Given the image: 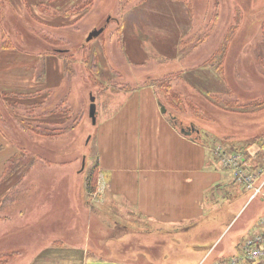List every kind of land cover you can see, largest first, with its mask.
Returning a JSON list of instances; mask_svg holds the SVG:
<instances>
[{
	"label": "rangeland",
	"instance_id": "obj_1",
	"mask_svg": "<svg viewBox=\"0 0 264 264\" xmlns=\"http://www.w3.org/2000/svg\"><path fill=\"white\" fill-rule=\"evenodd\" d=\"M46 1L7 0L3 8L0 42L4 36L15 47L0 48V70L15 66L14 58L22 53L38 59L36 75L46 74L37 89L0 85L5 119L0 128L18 154L35 160L23 178L6 184L0 264H213L240 255L241 245L264 217V199L252 200L253 191L230 184L227 174L228 187L215 186L203 216L182 227L146 222L121 204L103 207L105 216L96 209L97 189L89 195L86 187L102 126L124 110L149 108V96L139 103L141 93L156 89L159 95L152 82L170 74L179 75L173 87L210 117H194L186 107L191 101L185 99L183 113L166 112L170 118L175 114L182 129L201 131L212 149L229 142L247 152V146L256 145L255 154L264 147V109L249 112L239 106L264 100V0H93L87 11L89 0H54V12L76 5L78 13L68 18L44 16L37 6ZM215 11L219 19L212 27ZM38 30L65 43L43 40ZM227 37L225 75L220 77L209 60ZM69 51L75 58L71 77L59 54ZM95 52L96 75L86 63ZM59 104L68 109L58 116V126L66 130L60 136L37 135L18 121L34 122L38 116L36 121L43 122ZM9 253L16 255L1 257Z\"/></svg>",
	"mask_w": 264,
	"mask_h": 264
},
{
	"label": "crops",
	"instance_id": "obj_2",
	"mask_svg": "<svg viewBox=\"0 0 264 264\" xmlns=\"http://www.w3.org/2000/svg\"><path fill=\"white\" fill-rule=\"evenodd\" d=\"M126 30L125 27V34ZM14 59L15 66L0 70V85L11 90L40 88L44 82L36 75L38 59L22 53ZM141 94L139 103L149 96V108L139 106L132 113L119 112L101 128L96 209L107 216L103 207L110 209L112 204H121L143 216L146 222L180 227L187 220L203 216L211 204L213 188L228 187L227 173L217 164L212 145L203 142L201 131L187 135L162 111L156 89ZM256 148L249 146L253 153ZM17 149L0 128V206L6 203L4 192L10 181L4 180L6 167L19 152Z\"/></svg>",
	"mask_w": 264,
	"mask_h": 264
},
{
	"label": "trees",
	"instance_id": "obj_3",
	"mask_svg": "<svg viewBox=\"0 0 264 264\" xmlns=\"http://www.w3.org/2000/svg\"><path fill=\"white\" fill-rule=\"evenodd\" d=\"M54 0H48L46 2H41L38 4L37 9L39 12H41L42 14H44V16L46 17H51L53 14H55L56 16L60 17V18H68L70 13L74 12L75 14L78 13L77 12V8L76 5L74 7L66 9V10H58V11H53V8L51 6V3ZM7 0H0V28L3 25V20H4V13L5 11L3 10L4 6L6 5ZM93 0H89L86 1L84 4V7H86V11L89 10L92 6ZM218 4V3H217ZM219 6H216L215 8L218 9ZM216 13V14H215ZM214 16H213V24L212 27L218 22L219 19V13L215 11ZM211 28V26H210ZM41 39L43 40H48L49 36L47 37V33H43V30H38L36 33ZM47 37V38H46ZM226 45L224 47H221L218 52L209 60V65L215 69V71L218 73V75H220V77H224L225 75V57H226V51L228 48V45L230 44V38L227 37L226 38ZM53 44H64L65 41L63 39H59V40H55V39H49L48 41H50ZM15 44H13L12 42H10L9 40L5 39L4 36H2L1 42H0V48L2 50L5 49H10V48H14ZM60 56L64 59L65 61V72L68 74V76H74L75 75V68H74V63H75V58H74V54L69 52H60L59 53ZM98 53H94V58L93 60H86L87 64H90V71L91 73H93L94 75L99 74L100 73V68H99V61L97 59ZM44 70H45V66H44ZM46 74V71H45ZM45 74L41 73V76H38V79L41 80ZM176 74H170L167 75L161 79H156L155 81L152 82L153 85H157L158 90L160 92L159 96V100L160 103L166 107V109H174L176 111L182 112L185 109V97L184 94L178 90H176L173 87V80L175 78H177ZM93 77V76H92ZM188 100V99H186ZM67 101V96L61 101V107L64 106L66 104ZM189 101V100H188ZM191 101V100H190ZM189 101V102H190ZM60 104L58 107H56L55 110H51V112L49 114H45L48 118L46 120H44L43 122H38L36 121L38 119V116H35L34 118V122L33 121H28L26 119L23 118H18V121L20 122L22 128L24 130L30 131L32 133H35L37 135H41V136H45V137H54V136H60L62 134H64L66 132V130L64 128H61L58 126V124H61L58 121V116L59 114H67L68 113V109L67 108H60ZM229 104V103H227ZM240 107L248 110L249 112H255L257 111V109L262 110L264 109V100L258 101V102H250L249 104H240ZM187 108H189V110L191 111L192 115L196 118H201V119H210L209 116H207L206 114H204L201 110L200 107H198V105H196L194 102H190L189 106L186 105ZM168 109V110H169ZM169 112V111H168ZM57 114V115H56ZM175 114H171V119L173 120V122L178 126V123L176 121V116H174ZM4 117L0 114V123H4ZM48 122L51 126L47 127L45 123ZM201 136V133H200ZM237 145H232V147L234 149H237L236 147ZM247 149H245L247 151V153L249 154V158L251 159L252 163H254V165H264V147L261 148V150H259L258 152H256L255 154L253 153H249V146L246 147ZM244 151L243 149H239ZM245 152V151H244ZM35 163V160L32 162L30 161L29 157L25 154V153H21V154H15L11 160L9 161L7 167H6V172H5V177L4 180H13V178L18 177L21 179L22 176H24V170L26 169H30ZM27 171V170H26ZM21 177H20V176ZM23 178V177H22ZM98 180H99V172H98V165L96 164L94 166V168L91 171V174L89 175V178L87 180V192L89 194H93L97 187H98ZM182 227V226H180ZM188 227H186L184 230L187 232ZM175 231V230H173ZM171 231V232H173ZM15 254L13 253H9V254H5L2 255L1 257L4 259H10L13 256H15ZM1 262V261H0Z\"/></svg>",
	"mask_w": 264,
	"mask_h": 264
},
{
	"label": "built area",
	"instance_id": "obj_4",
	"mask_svg": "<svg viewBox=\"0 0 264 264\" xmlns=\"http://www.w3.org/2000/svg\"><path fill=\"white\" fill-rule=\"evenodd\" d=\"M212 151L217 164L232 178V184L253 191L252 200L264 199V165H254L247 152L234 149L227 143H218ZM240 251V255L213 264H264V217L243 242Z\"/></svg>",
	"mask_w": 264,
	"mask_h": 264
},
{
	"label": "water",
	"instance_id": "obj_5",
	"mask_svg": "<svg viewBox=\"0 0 264 264\" xmlns=\"http://www.w3.org/2000/svg\"><path fill=\"white\" fill-rule=\"evenodd\" d=\"M103 29H101L100 31H95V32H93L91 35H90V37H89V40H91V39H93L94 37H98L99 35H101L102 33H103ZM93 100H94V98H93ZM162 107V111L164 112V113H166L167 112V109H166V107L165 106H161ZM91 115H92V117L94 118V120H95V115H96V107L94 106V105H92V109H91ZM183 132L184 133H186L187 135H191L192 133H193V131H185V130H183Z\"/></svg>",
	"mask_w": 264,
	"mask_h": 264
},
{
	"label": "flooded vegetation",
	"instance_id": "obj_6",
	"mask_svg": "<svg viewBox=\"0 0 264 264\" xmlns=\"http://www.w3.org/2000/svg\"><path fill=\"white\" fill-rule=\"evenodd\" d=\"M120 1H122V0H120ZM125 228H128V227H125ZM125 231H126V232H129L130 230H128V229H125Z\"/></svg>",
	"mask_w": 264,
	"mask_h": 264
}]
</instances>
